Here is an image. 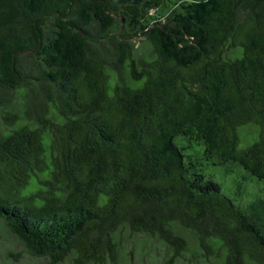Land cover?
<instances>
[{"label": "trees", "instance_id": "16d2710c", "mask_svg": "<svg viewBox=\"0 0 264 264\" xmlns=\"http://www.w3.org/2000/svg\"><path fill=\"white\" fill-rule=\"evenodd\" d=\"M2 230L264 264V0H0Z\"/></svg>", "mask_w": 264, "mask_h": 264}, {"label": "rangeland", "instance_id": "374dc122", "mask_svg": "<svg viewBox=\"0 0 264 264\" xmlns=\"http://www.w3.org/2000/svg\"><path fill=\"white\" fill-rule=\"evenodd\" d=\"M164 251L156 245H150L143 252L129 245L123 256L115 264H161ZM0 264H48L47 260L36 258L9 232H0ZM66 264V263H63Z\"/></svg>", "mask_w": 264, "mask_h": 264}]
</instances>
